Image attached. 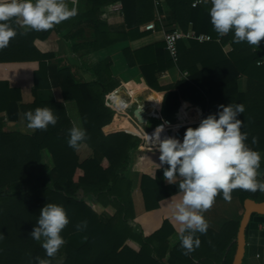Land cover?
I'll return each instance as SVG.
<instances>
[{"label": "trees", "instance_id": "trees-1", "mask_svg": "<svg viewBox=\"0 0 264 264\" xmlns=\"http://www.w3.org/2000/svg\"><path fill=\"white\" fill-rule=\"evenodd\" d=\"M119 1L123 4L125 21L114 26L102 18V14L107 6ZM77 2L75 17L47 31L26 32L15 19L11 20L10 24L18 34L0 50V63L35 60L40 64L35 73V100L31 104L19 106L17 90L10 88L6 81H0V112L5 111L12 119L17 118L20 111L24 114L38 107H48L58 117L55 126L25 134L4 130L5 117L0 116V264H37V258L54 264L52 257H47L42 242L30 236L47 203L62 205L66 210L70 222L61 233L65 240L75 233L86 236L81 246L67 243V257L63 264H232L237 250L239 222L225 224L220 232L208 228L206 234L196 233L201 245L185 255L179 238L171 240L177 233L171 216L162 217L158 225L154 224L157 215L145 216L144 219L152 223L149 226L136 218L131 172L142 173L141 190L148 213L157 212L162 202L182 193L178 183H164L163 171L168 165L158 168L160 152L141 149L143 140L137 134L103 132V127L110 123L114 114L107 105V98L119 86L111 70L112 60L103 51L148 35L150 30L143 31L140 27L155 20V8L161 2L174 8L181 32L187 33L192 25L197 34H209L211 39L220 38L222 43L231 41L240 53V60L236 63L224 60L216 64L208 59L193 66L185 79L167 91L162 104L163 115L165 118L172 115L182 100L201 106L205 118L217 113L220 105L243 104L245 112L237 118L243 122L242 132L248 134L245 143L261 155L260 168H264V38L256 48L247 42L234 43L231 31L226 37L218 36L209 13L203 5L193 6L194 0ZM156 27L161 29L159 23ZM52 32L59 35L61 43L80 60L82 70L92 77L89 81L74 78L64 86V95L77 101L81 113L87 133L82 142L87 143L94 153L83 161L77 152L79 147L73 149L67 142L73 122L65 105L38 96V89L48 86L53 75L70 69L51 63L56 54L43 53L35 45V40L46 39ZM123 51L129 65H139L147 83L155 90H161L156 72L175 66L180 60V50L179 60L175 63L164 41L152 42L134 52L126 46ZM147 64L153 66L147 67ZM241 74L249 77L247 94L238 93L236 88ZM160 99L161 93H152L148 104ZM182 110L183 113L176 117L195 116L191 113L195 111L194 106L184 105ZM170 125L167 123L164 127ZM198 126H184L183 135L189 127ZM164 127L161 133L165 131ZM155 131L147 136H152ZM254 137L255 144L252 143ZM258 180L264 183L262 177L259 176ZM231 196L239 198L242 203L248 198L264 200V193L239 188L233 190ZM218 199L224 200L222 193L215 198ZM95 204L111 206L115 214L100 215L94 209ZM85 221L86 227L77 230V224ZM263 224L264 215H251L246 229L244 262L249 254L263 257Z\"/></svg>", "mask_w": 264, "mask_h": 264}, {"label": "clouds", "instance_id": "clouds-1", "mask_svg": "<svg viewBox=\"0 0 264 264\" xmlns=\"http://www.w3.org/2000/svg\"><path fill=\"white\" fill-rule=\"evenodd\" d=\"M208 2L210 22L218 36L231 31L234 43L259 46L264 38V0H205ZM71 4L69 7L68 0H0V50L18 34L11 20L15 19L26 32L47 31L78 14L77 0H71ZM244 112L243 104L220 105L218 112L203 118L198 127H189L182 142L174 137L161 139L163 125L149 136L151 145L160 152L158 168L168 165L164 179L169 184L178 183L182 193L179 200L171 198L170 219L178 225L185 255L200 247L196 233H207L209 222L203 213L212 207L218 194L231 201V193L237 188L264 193V183L257 179L261 155L245 143L248 134L242 132L243 122L237 118ZM23 116L27 128L33 131L47 130L58 120L48 107L29 110ZM86 135V129L74 123L69 130V147L78 148ZM256 142L254 137L252 143ZM69 222L62 205L47 203L30 236L42 242L47 257H55L66 243L61 233ZM86 223L77 224V230ZM37 264L48 261L37 258Z\"/></svg>", "mask_w": 264, "mask_h": 264}, {"label": "crops", "instance_id": "crops-1", "mask_svg": "<svg viewBox=\"0 0 264 264\" xmlns=\"http://www.w3.org/2000/svg\"><path fill=\"white\" fill-rule=\"evenodd\" d=\"M121 5L120 9L107 10L102 14L109 24L118 26L125 21L124 9L121 1L115 3ZM113 5V4H112ZM211 7L210 2L204 3L203 8L209 13ZM157 25L160 24V28L167 30L179 29L177 27L174 8L166 3L161 2L159 6L155 8V20L151 21ZM150 23V22H149ZM146 24L141 25V30H146ZM192 25L189 26L188 31L193 30ZM187 31V32H188ZM194 31V30H193ZM206 34V33H202ZM209 35V34H208ZM225 37L228 34L224 35ZM152 41L151 35H146L141 38L129 41L128 43L118 44L114 47L107 48L103 51V54L109 56L112 60L111 70L114 78L119 83V86L115 90L123 89L126 92V99L133 107L130 108L127 114H117L112 117L110 123L103 127L105 134H110L118 131H129L133 134L145 136V134L137 127L138 125L142 130L148 132L152 129H157L165 119L163 115V101L168 90L173 89L175 85L185 79L184 73L189 72L190 69L204 60H212V62L218 64L224 60H230L232 63H236L240 60V53L234 49L231 41L222 43L220 38L211 39L209 41H198L193 38H184L179 42L180 60L178 64L172 67H167L161 71L156 72L158 78V84L161 86V90H155L147 83L146 78L143 76V72L139 65L130 66L127 58L124 54L123 48L129 47L133 52L139 48L150 44ZM35 45L43 53H54L55 57L50 61L60 67L69 66V71L55 74L49 79V85L38 89V96L43 100H56L62 102L73 122L77 126L83 127V120L81 113L75 99L66 97L64 95V86L68 84L71 79H78L82 81H89L92 79L91 75L80 67V60L68 49L67 46L61 43L60 37L56 32H52L46 39L35 40ZM157 46V45H156ZM249 47L246 45V48ZM95 60V57H93ZM156 65L159 66V62L156 61ZM147 67L153 66L152 64L146 65ZM40 64L38 61H23V62H6L0 63V81H6L10 88L17 90L19 95L18 105L31 104L35 100L33 89L35 87V73L39 70ZM237 91L240 94H247L250 90L249 77L246 74H241L237 80ZM152 93H161V99L148 104ZM186 106H194L195 116H180L176 115L183 113L182 109ZM135 107H141L144 111L146 121H138L133 116V109ZM188 113V112H186ZM0 116L5 117L4 130L6 131H20L25 134H30L35 131L27 128V121L24 119L23 113L20 111L17 118L10 119L5 111L0 112ZM174 122L179 124L184 123V126L200 124L201 120L205 118L204 109L188 100H182L179 108L169 116ZM164 127V126H163ZM175 127V128H176ZM165 128V127H164ZM85 129V128H84ZM168 126L165 131L160 135H167ZM150 151V150H149ZM152 151V150H151ZM80 160L83 161L93 156V150L85 142L79 145L77 150ZM133 180V200L134 211L136 218L141 219L146 226L151 225V221L144 219L145 216H158L154 217V224L158 225L162 217L171 216V199L162 202L161 208L157 212L148 213L146 203L141 190L142 173L140 171H133L130 173ZM258 179V178H257ZM264 179V178H263ZM163 181L166 185H170L163 176ZM182 194L177 195L173 199H181ZM95 211L103 216H112L115 214V209L111 206H103L101 204L94 205ZM244 214V204L239 198L234 197L231 201L215 200L210 209L203 213L207 221L209 222V229L220 232L227 223H238L239 227ZM144 220H143V219ZM145 221V222H144ZM151 223V224H150ZM175 224V222L173 221ZM178 228V225H176ZM264 229V224L261 226ZM239 230V229H238ZM178 232L171 237V240L176 241L178 239ZM66 243L61 247L55 257H52L54 264H63L66 260V245L71 243L75 246H81L86 241V236L81 233H75L65 240ZM264 255L261 258L258 254H249L246 261L243 264H263Z\"/></svg>", "mask_w": 264, "mask_h": 264}, {"label": "built area", "instance_id": "built-area-1", "mask_svg": "<svg viewBox=\"0 0 264 264\" xmlns=\"http://www.w3.org/2000/svg\"><path fill=\"white\" fill-rule=\"evenodd\" d=\"M205 3V0H194L193 2V6H198V5H203ZM121 5L119 4H113V5H109L106 7L107 10L113 11V10H117L120 9ZM146 30H150V33L148 35L152 36V42L155 41H164L166 44V49L169 53V55L171 56L172 60L177 63L179 60V47H178V43L180 40L184 39V38H193L196 39L198 41H209L211 40V36L208 34H197L195 31L190 30L187 33H183L178 29L175 30H167L165 28H161V29H157V27L155 26V24L153 22H150L146 25ZM188 75L187 72L184 73V76L186 77ZM118 90H114L112 91L108 98H107V105L114 111V115L117 114H127L130 110L127 102L126 98H121L120 96L116 95ZM134 118L136 120L139 121V118L134 115ZM167 123H171V126H168L167 129V135H161V139L166 138V137H174V138H178L179 140H181V142L183 141L184 135L182 132V128L184 127V123L179 124L178 127L174 128V125L178 124L177 122L174 123L169 117L165 118L162 122L161 125H166ZM160 125V126H161ZM135 126H137L144 134L145 136H140L138 135L142 140H143V144L141 145V149L144 150H152V151H159L154 145H151L150 141H149V137L146 136L147 133H145L142 128H140L138 125L135 124ZM159 127V126H158ZM157 128V127H156ZM155 130L152 129L150 130L148 133H151ZM127 131V130H125ZM129 132V131H128ZM151 137V136H150Z\"/></svg>", "mask_w": 264, "mask_h": 264}, {"label": "water", "instance_id": "water-1", "mask_svg": "<svg viewBox=\"0 0 264 264\" xmlns=\"http://www.w3.org/2000/svg\"><path fill=\"white\" fill-rule=\"evenodd\" d=\"M116 95L120 96L121 98H126V92L121 89L118 90ZM129 108H132L133 105L126 102ZM133 114L136 115L140 121L145 122L146 117L144 116V111L141 107H135L133 109ZM258 174L264 178V168H260L258 170ZM244 214L240 223V227L237 234V250L232 264H243L245 256H246V249H247V237H246V229L249 223L250 217L253 213H258L264 215V200L263 201H256L254 199H246L244 201Z\"/></svg>", "mask_w": 264, "mask_h": 264}, {"label": "rangeland", "instance_id": "rangeland-1", "mask_svg": "<svg viewBox=\"0 0 264 264\" xmlns=\"http://www.w3.org/2000/svg\"><path fill=\"white\" fill-rule=\"evenodd\" d=\"M68 3H69V7H71L72 6V4H71V0H68ZM76 6H78V2H77V5ZM125 132H128V131H125ZM128 133H131V132H128ZM131 134H133V133H131ZM133 135H135V134H133ZM136 136H138V135H136ZM139 137V136H138ZM260 176V175H259ZM259 176L257 177V178H259ZM260 177H262V176H260ZM263 178V177H262ZM264 180V179H263Z\"/></svg>", "mask_w": 264, "mask_h": 264}, {"label": "bare ground", "instance_id": "bare-ground-1", "mask_svg": "<svg viewBox=\"0 0 264 264\" xmlns=\"http://www.w3.org/2000/svg\"><path fill=\"white\" fill-rule=\"evenodd\" d=\"M171 126V125H170Z\"/></svg>", "mask_w": 264, "mask_h": 264}]
</instances>
